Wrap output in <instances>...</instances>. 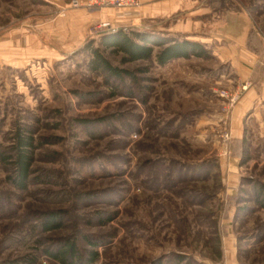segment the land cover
Masks as SVG:
<instances>
[{"label": "rangeland", "instance_id": "374dc122", "mask_svg": "<svg viewBox=\"0 0 264 264\" xmlns=\"http://www.w3.org/2000/svg\"><path fill=\"white\" fill-rule=\"evenodd\" d=\"M74 1L0 0V264H63L46 250L69 241L95 264H264V105L235 137L246 85L210 49L159 65L100 44L132 26L201 40L243 12L263 57L264 0ZM93 48L127 72L94 71ZM19 127L34 138L23 189L1 158ZM57 210L61 227L45 231Z\"/></svg>", "mask_w": 264, "mask_h": 264}, {"label": "trees", "instance_id": "16d2710c", "mask_svg": "<svg viewBox=\"0 0 264 264\" xmlns=\"http://www.w3.org/2000/svg\"><path fill=\"white\" fill-rule=\"evenodd\" d=\"M101 35L100 44L112 52L122 53L124 63L150 60L155 57L159 65H165L175 59L192 56L207 57L210 53L205 43L201 41L187 38L179 40L162 32L154 33L139 30L134 26L111 29ZM154 46H159V50L155 51ZM90 54L92 56L90 66L94 71L106 72L115 77L127 72L112 65L100 48H93ZM33 147L34 138L32 134L25 133L23 128L19 127L16 131V143L12 148V155L5 156L3 153L1 155L3 160H6L7 157L10 159L8 163L12 172L9 178L11 183L19 189L25 188L29 182L34 161ZM255 188V201L264 209V184H256ZM63 213L64 211L61 210L45 213L42 228L47 231L61 227ZM97 243L93 242L95 246L98 245ZM46 253L49 258L56 259L63 264H95L99 258L97 250H90V255L84 258L72 241L60 245L55 250H46ZM35 260L36 258L31 255L25 261L26 264H32Z\"/></svg>", "mask_w": 264, "mask_h": 264}, {"label": "crops", "instance_id": "0c3cea01", "mask_svg": "<svg viewBox=\"0 0 264 264\" xmlns=\"http://www.w3.org/2000/svg\"><path fill=\"white\" fill-rule=\"evenodd\" d=\"M148 16H156L165 11L164 7L151 6L147 9ZM93 18L98 19L101 13H95ZM92 18V16H89ZM253 29L251 18L246 13H228L221 25L212 26L209 36L202 37L201 41L221 60L230 63L234 77H229V83L237 86L246 85L241 100L235 111L233 134L241 135L240 118L251 110L256 111L259 104L264 105V55L261 57L249 42ZM191 39V38H190ZM262 59V60H261ZM231 81V82H230ZM236 81V82H234Z\"/></svg>", "mask_w": 264, "mask_h": 264}, {"label": "built area", "instance_id": "2783aa9c", "mask_svg": "<svg viewBox=\"0 0 264 264\" xmlns=\"http://www.w3.org/2000/svg\"><path fill=\"white\" fill-rule=\"evenodd\" d=\"M84 0H82V1H80V0H75L74 1V6H81V5H83L82 4V2H83ZM86 2L87 3H85L86 5H88V6H92V5H96V4H98V5H100V3L98 2V0H86ZM120 3V2H119ZM133 3V2H132ZM131 3V4H132ZM73 4V3H72ZM106 3H103L102 5H105ZM112 4H114V3H112ZM131 4H129V3H127V5H131Z\"/></svg>", "mask_w": 264, "mask_h": 264}, {"label": "water", "instance_id": "95a60500", "mask_svg": "<svg viewBox=\"0 0 264 264\" xmlns=\"http://www.w3.org/2000/svg\"><path fill=\"white\" fill-rule=\"evenodd\" d=\"M122 27H120V28H114V29H121Z\"/></svg>", "mask_w": 264, "mask_h": 264}]
</instances>
